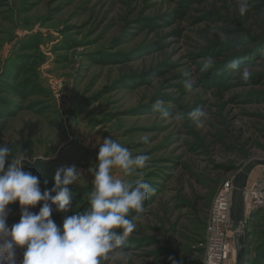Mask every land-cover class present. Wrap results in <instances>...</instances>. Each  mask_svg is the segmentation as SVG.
I'll return each mask as SVG.
<instances>
[{
  "label": "rangeland",
  "instance_id": "obj_1",
  "mask_svg": "<svg viewBox=\"0 0 264 264\" xmlns=\"http://www.w3.org/2000/svg\"><path fill=\"white\" fill-rule=\"evenodd\" d=\"M239 3L0 0V145L12 148L9 162L25 154L22 169L42 191L58 168L81 174L69 185V211H53L55 223L88 207L104 138L150 157L131 176L113 169L130 181L142 173L155 191L104 264H202L217 193L264 161V0H249L244 15ZM232 60L240 67L228 68ZM157 101L166 117L153 109ZM197 108L207 113L203 127L187 118ZM251 177L250 185L261 180L264 165ZM20 216L19 201L10 204L11 224ZM230 225L234 251L224 264H238ZM244 235L243 264H264V207L247 212Z\"/></svg>",
  "mask_w": 264,
  "mask_h": 264
},
{
  "label": "clouds",
  "instance_id": "obj_2",
  "mask_svg": "<svg viewBox=\"0 0 264 264\" xmlns=\"http://www.w3.org/2000/svg\"><path fill=\"white\" fill-rule=\"evenodd\" d=\"M249 7V0H240L238 11L244 15ZM210 63L211 58L205 67ZM227 67L237 69L239 61L232 60ZM241 75L248 80L251 74L244 68ZM184 87L192 90L193 84L185 81ZM153 109L165 117L168 115L163 101H157ZM184 118L181 114L176 117L178 120ZM187 118L203 127L207 113L197 108L187 113ZM9 157H12V148L0 145V264H17L18 247L24 249L21 264H104L134 232L135 221L144 211V202L155 191L142 173L135 181L113 174V169L119 168L126 176H131L145 169L150 157L133 155L129 148L106 137L99 146L98 163L90 169L94 180L87 193L88 207L66 215L61 227L52 219V214L53 211H69L73 196L69 185L81 178L76 166L58 168L54 186L42 191L39 177L22 169L25 154L17 152L11 162ZM16 201L21 206L20 220L9 227L8 206ZM41 202L38 213L29 210ZM133 212L136 215H132Z\"/></svg>",
  "mask_w": 264,
  "mask_h": 264
},
{
  "label": "built area",
  "instance_id": "obj_3",
  "mask_svg": "<svg viewBox=\"0 0 264 264\" xmlns=\"http://www.w3.org/2000/svg\"><path fill=\"white\" fill-rule=\"evenodd\" d=\"M234 193V180L221 187L209 210L206 223V239L202 264H224L234 251V241L229 237ZM246 211L264 207V177L258 182L248 185L245 191ZM9 227L12 226L7 217ZM231 226V225H230ZM234 239V237H233ZM24 249H16V262L21 264Z\"/></svg>",
  "mask_w": 264,
  "mask_h": 264
},
{
  "label": "water",
  "instance_id": "obj_4",
  "mask_svg": "<svg viewBox=\"0 0 264 264\" xmlns=\"http://www.w3.org/2000/svg\"><path fill=\"white\" fill-rule=\"evenodd\" d=\"M255 165H264L263 160H256L247 169L240 171L234 180V193L231 218L236 226L235 241L237 245V263H244L245 255V235L244 229L246 225V200L245 191L249 185L252 174V167ZM235 170L239 168H234Z\"/></svg>",
  "mask_w": 264,
  "mask_h": 264
},
{
  "label": "crops",
  "instance_id": "obj_5",
  "mask_svg": "<svg viewBox=\"0 0 264 264\" xmlns=\"http://www.w3.org/2000/svg\"><path fill=\"white\" fill-rule=\"evenodd\" d=\"M252 177H250L249 183L251 182Z\"/></svg>",
  "mask_w": 264,
  "mask_h": 264
},
{
  "label": "trees",
  "instance_id": "obj_6",
  "mask_svg": "<svg viewBox=\"0 0 264 264\" xmlns=\"http://www.w3.org/2000/svg\"><path fill=\"white\" fill-rule=\"evenodd\" d=\"M212 194H214V191L212 192Z\"/></svg>",
  "mask_w": 264,
  "mask_h": 264
}]
</instances>
